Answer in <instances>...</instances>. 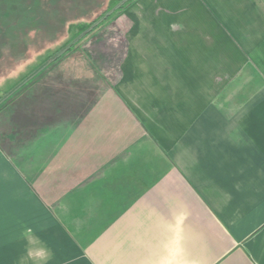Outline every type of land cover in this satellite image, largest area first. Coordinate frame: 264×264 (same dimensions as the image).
<instances>
[{
  "label": "crops",
  "instance_id": "0c3cea01",
  "mask_svg": "<svg viewBox=\"0 0 264 264\" xmlns=\"http://www.w3.org/2000/svg\"><path fill=\"white\" fill-rule=\"evenodd\" d=\"M117 22L0 109V264H264V0Z\"/></svg>",
  "mask_w": 264,
  "mask_h": 264
},
{
  "label": "rangeland",
  "instance_id": "374dc122",
  "mask_svg": "<svg viewBox=\"0 0 264 264\" xmlns=\"http://www.w3.org/2000/svg\"><path fill=\"white\" fill-rule=\"evenodd\" d=\"M117 2L118 0H0V101L6 99L0 109L12 102L14 96L25 88L21 87L35 73L41 70L39 74H43L53 67L51 61L70 45H74L90 24L105 11L110 10L111 13ZM121 13L114 15L90 35L84 36L57 63L66 64L70 69L75 68L79 61L95 62L93 53L99 52L102 46L112 44L109 41L112 40V31L115 29L113 25L118 23ZM117 28H121V25H117ZM57 72L59 71L54 69L53 74L56 75ZM110 79L112 80V74Z\"/></svg>",
  "mask_w": 264,
  "mask_h": 264
},
{
  "label": "trees",
  "instance_id": "16d2710c",
  "mask_svg": "<svg viewBox=\"0 0 264 264\" xmlns=\"http://www.w3.org/2000/svg\"><path fill=\"white\" fill-rule=\"evenodd\" d=\"M136 0H118V2L115 4L114 10L110 13L108 11H105L96 21H93L90 26L88 27L87 31L83 34L82 37H80L78 40L74 42V45H70L67 49L64 50V52L60 55H57L52 61L51 64L57 62L62 55L68 54L71 52V49L73 46L77 45L79 41L84 38V36H88L91 33H93L96 28H98L100 25L104 24L108 20H110L114 15L123 12L127 7H129L131 4H133ZM112 7V8H113ZM111 8V9H112ZM110 13V14H109ZM50 65V64H49Z\"/></svg>",
  "mask_w": 264,
  "mask_h": 264
},
{
  "label": "water",
  "instance_id": "95a60500",
  "mask_svg": "<svg viewBox=\"0 0 264 264\" xmlns=\"http://www.w3.org/2000/svg\"><path fill=\"white\" fill-rule=\"evenodd\" d=\"M110 14V13H109Z\"/></svg>",
  "mask_w": 264,
  "mask_h": 264
}]
</instances>
